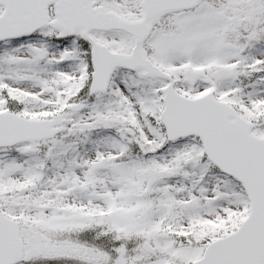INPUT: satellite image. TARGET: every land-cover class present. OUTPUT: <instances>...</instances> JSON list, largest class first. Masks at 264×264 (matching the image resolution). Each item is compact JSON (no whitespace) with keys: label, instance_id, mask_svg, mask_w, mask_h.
<instances>
[{"label":"snow or ice","instance_id":"obj_1","mask_svg":"<svg viewBox=\"0 0 264 264\" xmlns=\"http://www.w3.org/2000/svg\"><path fill=\"white\" fill-rule=\"evenodd\" d=\"M0 264H264V0H0Z\"/></svg>","mask_w":264,"mask_h":264}]
</instances>
